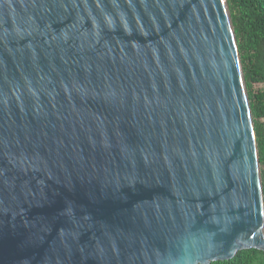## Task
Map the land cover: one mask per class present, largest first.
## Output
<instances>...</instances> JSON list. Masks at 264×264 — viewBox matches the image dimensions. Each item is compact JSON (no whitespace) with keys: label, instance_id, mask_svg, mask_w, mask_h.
<instances>
[{"label":"water","instance_id":"water-1","mask_svg":"<svg viewBox=\"0 0 264 264\" xmlns=\"http://www.w3.org/2000/svg\"><path fill=\"white\" fill-rule=\"evenodd\" d=\"M227 0H0V264L264 251Z\"/></svg>","mask_w":264,"mask_h":264},{"label":"trees","instance_id":"trees-1","mask_svg":"<svg viewBox=\"0 0 264 264\" xmlns=\"http://www.w3.org/2000/svg\"><path fill=\"white\" fill-rule=\"evenodd\" d=\"M247 86L260 165L264 167V0H227ZM264 188V171H262ZM211 264H264V251H239L227 261Z\"/></svg>","mask_w":264,"mask_h":264},{"label":"rangeland","instance_id":"rangeland-1","mask_svg":"<svg viewBox=\"0 0 264 264\" xmlns=\"http://www.w3.org/2000/svg\"><path fill=\"white\" fill-rule=\"evenodd\" d=\"M254 88L256 90H262V89H264V83L255 84ZM260 170H261V176H262V171H264V167H262L261 165H260Z\"/></svg>","mask_w":264,"mask_h":264},{"label":"bare ground","instance_id":"bare-ground-1","mask_svg":"<svg viewBox=\"0 0 264 264\" xmlns=\"http://www.w3.org/2000/svg\"><path fill=\"white\" fill-rule=\"evenodd\" d=\"M262 236L264 237V233L262 232Z\"/></svg>","mask_w":264,"mask_h":264}]
</instances>
